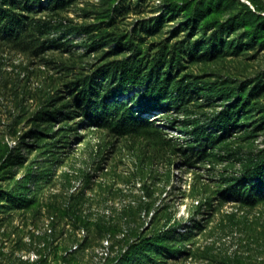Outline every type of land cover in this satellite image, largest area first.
<instances>
[{
    "label": "rangeland",
    "instance_id": "obj_1",
    "mask_svg": "<svg viewBox=\"0 0 264 264\" xmlns=\"http://www.w3.org/2000/svg\"><path fill=\"white\" fill-rule=\"evenodd\" d=\"M42 14L65 25L42 58L0 40V264H121L118 239L139 231L191 251L140 264H264V197L246 199L243 178L264 157V0H66ZM121 60L150 80L95 86L144 119L135 132L91 126L74 96ZM163 81L166 104L145 98Z\"/></svg>",
    "mask_w": 264,
    "mask_h": 264
},
{
    "label": "trees",
    "instance_id": "obj_2",
    "mask_svg": "<svg viewBox=\"0 0 264 264\" xmlns=\"http://www.w3.org/2000/svg\"><path fill=\"white\" fill-rule=\"evenodd\" d=\"M35 3L38 5L37 10H33ZM65 4L66 0H48V6L45 7L43 0H0V40L5 42V48L11 51L29 53L36 59L42 58L48 50V32L64 31L65 25L63 24L64 20L57 21L53 17H48V14L47 16L42 14L39 17L37 14L43 13L47 9L57 13ZM92 30V26H87L83 29L84 34L87 36ZM112 75L118 77V85L125 92L139 88L150 80L149 75L143 73L138 63L127 60L109 63L100 67L93 75L79 79L74 84L76 90L74 96L79 103L78 107L87 106L84 117L91 126L104 128L117 125L122 131L135 132L141 130L145 123L144 119L137 117L131 109L121 111L122 106L107 101V90H101L98 86H95L97 79H106ZM165 85H168V83L163 81L162 83L149 86L144 93L145 98L152 99L156 103L163 102V104H166L167 91L164 87ZM181 92L182 89L179 87L178 95ZM69 94L73 96V93ZM160 107L159 105L152 106L154 110ZM222 123L230 126V116H224ZM203 156H208L207 149H204ZM243 178L245 184L249 185V187L245 186L247 189L245 198L250 199L253 197L252 202H262L258 199V196L264 197V157L250 165ZM144 190L146 197L151 198L153 193L151 187L145 186ZM226 191L229 199L233 198L235 201L242 199V188L235 183L230 184ZM153 202L150 199V202L141 205L140 208L145 206V208L150 209L153 206ZM131 213L133 214V212ZM157 217L154 216L150 224L153 225ZM74 220L75 224H83L86 228L94 225L100 230L107 229V231H117L120 225L114 222L108 224L104 221H99L95 224L86 218L79 217ZM172 230L176 231L175 228ZM141 234L142 232L139 231L132 236L133 238L136 237V240L129 239L127 236L118 239L120 246H118L117 255L113 260H119L121 264L130 261L140 264L147 258L155 260L158 255L164 256L172 253L182 256L191 253L190 248L181 240L183 237L176 236L174 243L170 245L165 241L163 233L152 236ZM122 246H125L126 249Z\"/></svg>",
    "mask_w": 264,
    "mask_h": 264
}]
</instances>
